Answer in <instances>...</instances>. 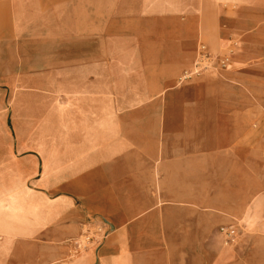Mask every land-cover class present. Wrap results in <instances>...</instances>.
Masks as SVG:
<instances>
[{
  "label": "crops",
  "instance_id": "crops-1",
  "mask_svg": "<svg viewBox=\"0 0 264 264\" xmlns=\"http://www.w3.org/2000/svg\"><path fill=\"white\" fill-rule=\"evenodd\" d=\"M202 46L228 68L177 82ZM234 254L264 256V0H0V264Z\"/></svg>",
  "mask_w": 264,
  "mask_h": 264
},
{
  "label": "built area",
  "instance_id": "built-area-1",
  "mask_svg": "<svg viewBox=\"0 0 264 264\" xmlns=\"http://www.w3.org/2000/svg\"><path fill=\"white\" fill-rule=\"evenodd\" d=\"M230 65V57L229 55H224L222 57H215L211 54L206 47L202 46L199 50V54L197 56L196 61L190 69H187L183 72L182 76L179 78L180 83L192 80L194 78L201 77L206 71L211 68H228ZM220 233L223 236V241L226 246L230 243L236 241L238 237L239 231L235 227H223L220 229ZM91 238H87L86 240H90Z\"/></svg>",
  "mask_w": 264,
  "mask_h": 264
},
{
  "label": "rangeland",
  "instance_id": "rangeland-1",
  "mask_svg": "<svg viewBox=\"0 0 264 264\" xmlns=\"http://www.w3.org/2000/svg\"><path fill=\"white\" fill-rule=\"evenodd\" d=\"M191 67H192V66H191ZM191 67H190V68H191ZM190 68H188V69H190ZM215 69L221 70L222 68H211V69H209L208 71H210V70H215ZM225 69H226V68H225ZM186 70H187V69H186ZM186 70H185V71H186ZM206 72H207V71H206ZM182 74H183V73H181V74L179 75V78L182 76ZM177 82L180 83V80L178 79ZM185 82H186V81H185ZM138 85H139V83H138ZM136 87H137V83L132 82L131 80L128 79V82H127V90L129 91V90L134 89V88H136ZM235 228H236V227H235ZM236 239H237V238H236ZM236 243H237V241H234V242L230 243L228 246H226V245L224 244V248H226V249H231V248L235 247ZM224 264H264V256L261 257V258H256V257H255V258L248 259L247 256L244 255V254H243V255H236V254H234V257H233V258L228 259V260L225 259Z\"/></svg>",
  "mask_w": 264,
  "mask_h": 264
}]
</instances>
